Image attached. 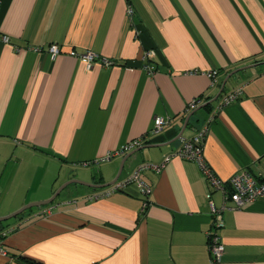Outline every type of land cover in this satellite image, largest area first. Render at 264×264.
<instances>
[{
    "label": "crops",
    "instance_id": "0c3cea01",
    "mask_svg": "<svg viewBox=\"0 0 264 264\" xmlns=\"http://www.w3.org/2000/svg\"><path fill=\"white\" fill-rule=\"evenodd\" d=\"M0 36L9 39L0 40V217L58 192L1 222L0 264H264V198L234 208L228 186L210 187L193 161L145 170V208L132 183L87 198L104 188L88 183L158 163L201 130L221 179L242 169L264 175V0H0ZM50 44L61 54L52 58ZM70 50L111 65L87 69ZM251 64L207 104L232 70ZM192 99L199 103L186 112ZM156 117L170 123L142 145L151 146L97 162L149 134ZM207 193L228 207L215 230L219 261L208 247Z\"/></svg>",
    "mask_w": 264,
    "mask_h": 264
},
{
    "label": "built area",
    "instance_id": "2783aa9c",
    "mask_svg": "<svg viewBox=\"0 0 264 264\" xmlns=\"http://www.w3.org/2000/svg\"><path fill=\"white\" fill-rule=\"evenodd\" d=\"M132 13L133 9L129 7V9L127 10L128 17H130ZM0 40L4 43L9 42L7 36H0ZM33 49L35 51L41 50V48ZM46 50L52 58H55L56 56L61 54V49L57 44H50ZM67 54L70 57L83 60L87 69H91L95 63H98L102 66L111 65L110 60L89 51L78 52L75 50H70L67 52ZM144 56L146 58H151V56H153V52L147 51ZM145 69L148 72L151 71L150 66H146ZM206 74L211 79V85H215L217 72L213 70L207 72ZM240 93L241 88H237L227 93L222 98V105L233 102L238 98ZM198 103V99H192L187 104L186 112H190L195 109ZM169 123V118H154V125L153 128L150 130L149 134H145L143 136L130 140L120 149L116 150L111 154H108L97 162L108 161L114 155L124 154L144 144H147L151 135L159 133L165 126L169 125ZM204 133V130L197 132L190 139L184 141L181 145L176 147L173 151L163 155L160 162L142 163L138 165L127 177L117 180L113 184L92 193L87 198L90 200L98 199L103 196L109 195L112 192L120 191L124 188V186L132 183L137 187L140 194L145 198V200L143 201V208H145L148 204L146 198L152 192V188L142 178L141 174L145 170L160 172L165 167V165L173 158L195 162L203 178L205 179L207 184L210 185V187H212L213 189L225 192V186H228L229 191L225 194V199L226 201H231L233 203L234 208H242L251 202L264 198V175L256 176L249 169H242L235 172L227 180H223L213 171L204 156V146L202 142ZM91 164L92 162L85 161L81 162L79 165L86 167ZM206 199L210 208L212 227L214 229V231L208 232L209 252L211 253L213 261H219L222 253L224 252V245L220 242V238L215 230L221 229L224 226L223 212L228 209V207L226 206L225 202L221 206L216 207L210 200V193L206 194ZM5 252L6 251L3 249L0 239V253L4 254Z\"/></svg>",
    "mask_w": 264,
    "mask_h": 264
},
{
    "label": "water",
    "instance_id": "95a60500",
    "mask_svg": "<svg viewBox=\"0 0 264 264\" xmlns=\"http://www.w3.org/2000/svg\"><path fill=\"white\" fill-rule=\"evenodd\" d=\"M257 64H251L250 66H245V67H240V68H236L235 70H232L223 80H222V82H221V84H220V88H219V90H218V92H217V94L209 101V102H207V104H209V103H211V102H213V101H215L219 96H220V94H222V92H223V89H224V86H225V83H226V81L228 80V78L229 77H231L232 75H234V74H236L237 72H239L240 70H242L243 68H247V67H255ZM206 105V104H205ZM204 105V106H205ZM193 115V112L192 113H189L188 115H187V117H186V122H185V124H184V126H186L187 124H188V122H189V119H190V117ZM148 146H151V145H145V146H142V147H148ZM139 149V148H138ZM119 174H120V170L118 171V173H117V175H116V177L114 178V180L112 181V182H110V183H107V184H103V185H98V184H87L88 186H92V187H94V188H99V187H106V186H109V185H111V184H113L114 182H116L117 180H118V178H119ZM83 183V182H82ZM57 193L58 192H56L49 200H46V201H43V202H35V203H31V204H28L27 206H25V207H23V208H20L19 210H17L16 212H14L13 214H10V215H8V216H4V217H0V229H1V222L2 221H4V220H6V219H9L10 217H14V216H16V215H18V214H20L21 212H23V211H25L26 209H28V208H32V207H42V206H44V205H46V204H49V203H51L54 199H55V197H56V195H57Z\"/></svg>",
    "mask_w": 264,
    "mask_h": 264
}]
</instances>
